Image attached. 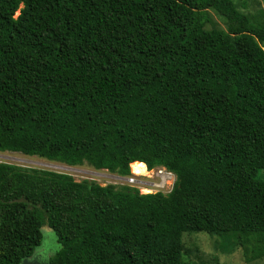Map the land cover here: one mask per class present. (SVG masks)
<instances>
[{
    "label": "trees",
    "instance_id": "1",
    "mask_svg": "<svg viewBox=\"0 0 264 264\" xmlns=\"http://www.w3.org/2000/svg\"><path fill=\"white\" fill-rule=\"evenodd\" d=\"M264 1V0H263ZM209 8L227 30L206 29ZM122 176L142 194L0 163V264H186L184 233L241 237L264 258V24L232 0H0V151Z\"/></svg>",
    "mask_w": 264,
    "mask_h": 264
},
{
    "label": "rangeland",
    "instance_id": "2",
    "mask_svg": "<svg viewBox=\"0 0 264 264\" xmlns=\"http://www.w3.org/2000/svg\"><path fill=\"white\" fill-rule=\"evenodd\" d=\"M237 9L247 14L256 23L264 24V1L263 0H232ZM211 22L205 25L206 29L217 28L227 30L228 24L224 16L215 9L209 8ZM0 163H9L22 167L35 168L47 171L71 175L76 181L93 180L102 186L113 185L116 189L124 187H135L140 193H168L172 190L176 180L175 174L161 186L155 183H162L158 168H147V174L137 175L139 183H130L129 178L134 177L132 167L131 174L122 176L106 169H97L88 162L70 165L60 161L49 160L40 156L27 155L18 151H0ZM132 165V164H131ZM147 167V166H146ZM154 170V171H153ZM259 177L264 179V170L259 172ZM49 230L48 228L46 229ZM186 264H264V258L249 261L245 255L248 246L241 244V237L226 235L224 233L192 232L184 233ZM50 254V253H49Z\"/></svg>",
    "mask_w": 264,
    "mask_h": 264
},
{
    "label": "clouds",
    "instance_id": "3",
    "mask_svg": "<svg viewBox=\"0 0 264 264\" xmlns=\"http://www.w3.org/2000/svg\"><path fill=\"white\" fill-rule=\"evenodd\" d=\"M59 238L53 229H49L47 232H42L40 241L34 253L41 261L47 260L50 252L62 251V245L58 242Z\"/></svg>",
    "mask_w": 264,
    "mask_h": 264
},
{
    "label": "built area",
    "instance_id": "4",
    "mask_svg": "<svg viewBox=\"0 0 264 264\" xmlns=\"http://www.w3.org/2000/svg\"><path fill=\"white\" fill-rule=\"evenodd\" d=\"M148 168V167H147ZM154 171V170H153ZM158 173L159 174H162L164 173V177L162 176L161 179H162V183H155V186H161L163 185L167 180L171 179L173 177V173L168 171L167 169H165L164 167L163 168H158ZM129 182L130 183H139L141 182V180H138L137 177H136V174L134 175V177H130L129 179Z\"/></svg>",
    "mask_w": 264,
    "mask_h": 264
},
{
    "label": "bare ground",
    "instance_id": "5",
    "mask_svg": "<svg viewBox=\"0 0 264 264\" xmlns=\"http://www.w3.org/2000/svg\"><path fill=\"white\" fill-rule=\"evenodd\" d=\"M131 164H132L131 167H132L133 173L137 175L147 174V167L145 163L136 161Z\"/></svg>",
    "mask_w": 264,
    "mask_h": 264
},
{
    "label": "water",
    "instance_id": "6",
    "mask_svg": "<svg viewBox=\"0 0 264 264\" xmlns=\"http://www.w3.org/2000/svg\"><path fill=\"white\" fill-rule=\"evenodd\" d=\"M46 229L47 228H44V230ZM20 264H49V262L48 259L41 261L39 257L32 255L30 257L24 258Z\"/></svg>",
    "mask_w": 264,
    "mask_h": 264
},
{
    "label": "flooded vegetation",
    "instance_id": "7",
    "mask_svg": "<svg viewBox=\"0 0 264 264\" xmlns=\"http://www.w3.org/2000/svg\"><path fill=\"white\" fill-rule=\"evenodd\" d=\"M33 255L36 256L35 253Z\"/></svg>",
    "mask_w": 264,
    "mask_h": 264
}]
</instances>
